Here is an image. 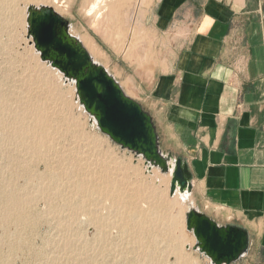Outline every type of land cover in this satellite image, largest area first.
<instances>
[{
  "label": "rangeland",
  "instance_id": "1",
  "mask_svg": "<svg viewBox=\"0 0 264 264\" xmlns=\"http://www.w3.org/2000/svg\"><path fill=\"white\" fill-rule=\"evenodd\" d=\"M33 1L38 3L44 0H0V17L3 15L4 19H0V93L3 91L13 102L21 99L19 97L27 96L31 100L40 101L59 128L60 138L57 136L53 142L56 145H53L52 150H42L44 154L47 153L46 157H36L30 156L24 149L23 146L27 143H21L20 140H14L18 142L13 143L12 137L7 138L5 130L0 128V264H80L78 258L84 256L86 259L85 255L89 258L86 264H210L208 259H203L193 252L195 238L186 229L189 201L181 204L178 210H170L171 212L166 207L168 203L175 204V196L173 199L170 195L171 178L162 174L159 169L148 170L143 158L122 150L101 134L96 126L91 125L90 117L80 106L69 83L62 82L58 75L35 55V50L30 47L31 42H27V36H22L24 28L20 21V17L23 18L20 12L25 4ZM87 1L89 0H60L64 3V7L60 8L61 15L70 22L74 32L95 43L101 54L102 66L131 94L130 97L153 115L158 123L162 122L164 107L157 103L158 99L153 91L159 80L165 79L171 72L182 48L185 29L180 28L175 32L169 30L167 24L158 21V15L164 14L160 5L162 0H149L145 8L146 14L144 12L143 15L144 27L135 39L131 37V31L125 25L120 26L121 29H117L114 34L112 32L111 36L107 26L103 24V32L95 29L94 19L88 17L86 11L89 6ZM16 11L20 15L17 17L18 22L14 21L11 25V18H14L13 13ZM45 77L47 82L43 80ZM30 79H38V83L34 84L35 81ZM62 101L67 104L65 109ZM90 140L99 144L96 142L94 145ZM164 148L165 144L163 151L166 152ZM57 153L61 154L62 161L60 157L56 158ZM96 160L98 164H101V161L103 165L110 163L107 170L114 177L120 178V182L123 181L122 191L127 183L128 186L133 184L134 188L135 185L143 184L146 188L156 189V192L150 193L142 189L135 192V188L131 191L132 195L135 194L134 197L129 195L130 198H127L128 206L121 199L122 205H119V208L114 207L112 197L98 193L82 199V206L87 208L84 211L76 212L64 207L70 197L67 184L73 176L72 166L77 161H81L83 165L89 164L91 167L87 173L95 174L93 176L99 179L105 171L100 170ZM92 161L95 163L92 164ZM55 174L65 175L60 177L61 180L58 177L56 179ZM37 182L39 187H36ZM59 189H64L63 194L58 192ZM12 196L26 199L25 208L5 212L7 205L13 201H10ZM133 216L136 221H133ZM103 222L106 223V228Z\"/></svg>",
  "mask_w": 264,
  "mask_h": 264
},
{
  "label": "crops",
  "instance_id": "2",
  "mask_svg": "<svg viewBox=\"0 0 264 264\" xmlns=\"http://www.w3.org/2000/svg\"><path fill=\"white\" fill-rule=\"evenodd\" d=\"M160 5L158 21L185 29L153 91L164 107L162 122L152 115L162 150L189 165V206L249 232V252L235 264H264V0Z\"/></svg>",
  "mask_w": 264,
  "mask_h": 264
},
{
  "label": "water",
  "instance_id": "3",
  "mask_svg": "<svg viewBox=\"0 0 264 264\" xmlns=\"http://www.w3.org/2000/svg\"><path fill=\"white\" fill-rule=\"evenodd\" d=\"M27 38L40 60L75 84L76 99L90 117L91 125L122 150L143 158L148 170L171 174L170 195L191 194L193 175L181 157L162 150L153 116L127 96L116 78L96 63L68 20L52 8L30 6ZM186 229L193 234V251L210 264H235L249 252V232L237 225H220L192 205L186 213Z\"/></svg>",
  "mask_w": 264,
  "mask_h": 264
},
{
  "label": "bare ground",
  "instance_id": "4",
  "mask_svg": "<svg viewBox=\"0 0 264 264\" xmlns=\"http://www.w3.org/2000/svg\"><path fill=\"white\" fill-rule=\"evenodd\" d=\"M37 1V0H36ZM40 1V0H39ZM148 1L149 0H89L87 1L88 5L87 6V13H88V17H93L94 19V27L97 31L103 32L104 29H102V24L107 26V31H109L110 35L113 36L114 32L117 29H121L120 26L125 25V27H127L131 32V37L133 39H135V37L140 34V32L142 31V27L143 26V15L145 12V8H147L148 5ZM20 2V1H19ZM152 3V1H151ZM150 3V4H151ZM10 4V3H9ZM30 4V5H29ZM64 3H61L60 0H44V1H40L38 3H34V1L32 3H27L25 4V6H23L22 11L20 12V14H22V17H20V21H22V26H23V37L25 38L26 33H27V12H28V8L30 6H35V7H41V6H46V7H50L52 8L55 12H57L58 14H62L60 12V8L64 7L63 6ZM19 6V5H18ZM20 9V8H19ZM17 11L15 12V14L13 13L14 18H11V25L14 24V21L18 22L17 17L20 16L19 13L17 15ZM146 14V12H145ZM3 16V15H2ZM1 16V17H2ZM6 16V15H5ZM12 16V15H11ZM62 16V15H61ZM0 19L2 20L3 17ZM8 19V18H6ZM16 19V20H15ZM4 20V19H3ZM8 21V20H7ZM5 20V22H7ZM2 23V22H1ZM4 24V23H3ZM7 27V26H6ZM122 27V28H123ZM5 28V27H4ZM11 28V27H10ZM2 29V28H0ZM71 34L73 36H75L76 38L79 39V41L82 43V45L84 46V48L87 50V52L90 54V56L93 58V60L100 64L103 65L101 60V54L98 51L96 45L94 42H92L91 40H89L86 36L80 35L79 33H76L73 31V28L71 27ZM113 32V34H112ZM119 32V31H118ZM121 32V31H120ZM124 33V31H123ZM116 34V33H115ZM121 34V33H119ZM118 34V35H119ZM123 35V34H122ZM127 36V34H125ZM124 35V36H125ZM120 36V35H119ZM22 37V38H23ZM27 38V37H26ZM129 38V37H128ZM140 38V37H139ZM131 39V38H129ZM31 42V40H27V42ZM140 41V40H139ZM135 42V41H134ZM142 42V41H141ZM138 43V42H137ZM143 43V42H142ZM136 45V44H135ZM144 45V44H143ZM32 48V50L34 48L33 45L30 46ZM131 47V46H130ZM129 47V48H130ZM128 48V46H127ZM35 55H37V57L39 56V54L36 52L35 50ZM40 58V56L38 57ZM101 62V63H100ZM45 64V63H44ZM47 65V64H46ZM49 67V66H48ZM52 71H54V73L56 75H58L59 79H61L62 82H65V80L63 79V76L57 71L52 69L51 67H49ZM34 70V69H33ZM40 78V77H39ZM38 78V79H39ZM38 79L35 80H31V81H35L34 84L38 83ZM43 80H45V82H47V78H43ZM44 82V83H45ZM70 88L72 87V89L74 90V95L76 94V87L74 83L68 82ZM121 85V83H120ZM121 87L123 88L124 92L127 94V96L130 97V93L127 92L124 87L121 85ZM72 90V92H73ZM2 91V90H1ZM3 92V91H2ZM0 93V128L5 130L4 132L7 133V138H9L10 136L12 137V141L13 143L18 142L14 140H20L21 143L22 141L27 143L24 144V149L26 150V152L30 155V156H34L36 155V157H43L47 154L42 151V150H52L54 147L53 142H55V139H57L59 137V128L57 127L56 123L54 120H52V118L46 113V109L45 107L40 103V101H34L28 98V96L26 98L23 97H19L21 99H19L17 102H13L9 97H7L4 92ZM51 95V94H50ZM55 95V94H54ZM58 96V95H57ZM13 99V97H11ZM60 99V98H59ZM51 101V100H50ZM64 101V100H63ZM62 101V106L63 108L67 106V104H65ZM46 103V102H45ZM20 104H24V105H20ZM47 104V103H46ZM51 104V103H49ZM45 105V104H44ZM58 105V103H57ZM56 105V107H57ZM60 105V104H59ZM61 106V105H60ZM49 107V106H48ZM52 107V106H51ZM62 108V107H61ZM53 109H55V107H53ZM65 109V108H64ZM50 110V108H49ZM52 110V109H51ZM60 110V109H59ZM54 112V111H53ZM62 113V112H61ZM86 114V113H85ZM54 115V114H53ZM56 115V113H55ZM72 117V116H71ZM74 124V123H73ZM73 126V125H72ZM76 126V124H75ZM96 128V127H95ZM61 129V128H60ZM78 129V128H77ZM67 130V129H66ZM57 131V132H56ZM69 131V129H68ZM78 131V130H77ZM64 132V131H63ZM73 132V131H72ZM71 133V132H70ZM79 134V132H78ZM64 135V134H63ZM66 137V136H65ZM86 138L84 137V140ZM89 139V138H87ZM10 140V139H9ZM4 141V140H3ZM60 141V140H59ZM97 141H93L90 140V143L92 144H96ZM98 143V142H97ZM22 144V145H23ZM99 144V143H98ZM18 146V145H17ZM21 146V145H20ZM16 147V146H15ZM22 147V148H23ZM58 147V146H57ZM74 148V147H73ZM13 149V148H11ZM66 149V148H65ZM56 150V149H55ZM21 151V150H20ZM62 151V150H61ZM93 151V150H92ZM3 152V151H2ZM57 152V151H55ZM59 152V150H58ZM53 153V152H52ZM63 153V152H62ZM55 154V153H54ZM53 154V155H54ZM60 154V153H59ZM52 155V154H51ZM61 155V154H60ZM58 155L57 153V157H60V161L63 160L62 156ZM70 155V152H69ZM2 156V155H1ZM9 156V155H8ZM50 156V154H49ZM73 156V155H71ZM14 157V156H13ZM6 158V157H5ZM19 159V158H18ZM81 159V158H80ZM85 159V158H84ZM87 159V157H86ZM85 159V160H86ZM49 160H53V159H49ZM48 160V161H49ZM59 160V159H58ZM67 160V158H66ZM69 160V159H68ZM107 160V159H106ZM46 161V160H45ZM70 161V160H69ZM73 162V159L71 160ZM103 161V159H102ZM98 164V160H96V164L99 165L100 170L103 169L105 172L101 175V177L99 179H96L95 174L93 175H89L87 173L88 170H90V165L89 164H85L83 165L81 163V161H77L75 165L72 166L73 168V176L69 178V183L67 184V188H68V192L70 193V197L67 201V204L64 206L66 208L69 209H73V211H79L82 210L84 211L86 207H83L85 205L82 206L83 201L82 199H85L86 197L92 196L94 194H101V195H105V196H109L112 197L110 199L113 200V202L115 203L116 208H119L120 204V200L122 199L124 204L126 203L127 205V198H130V196L134 197L135 194L132 195L131 191H134L135 188H137L135 190V192H139V191H150V193H155L156 189H151V188H146L143 184L139 186L134 185L133 184H125V190L122 191V189H124L121 186L120 182V178H118L117 176L114 177L111 173H109V171L107 170V167L109 164H104L102 163ZM108 161V160H107ZM142 161V160H141ZM4 162V161H3ZM17 162V161H16ZM47 162V161H46ZM64 162V161H63ZM94 161H92L91 163L93 164ZM100 162V161H99ZM51 163V162H49ZM95 163V162H94ZM13 164V163H12ZM52 164V163H51ZM62 164V163H61ZM60 164V165H61ZM64 164V163H63ZM62 164V165H63ZM65 165V164H64ZM70 165V163H69ZM144 165V164H143ZM19 166V165H17ZM71 166V165H70ZM61 168V166H60ZM94 168V166H93ZM17 169V168H16ZM25 169V168H24ZM121 169V168H120ZM13 170V168H12ZM19 170V169H18ZM59 170V169H58ZM63 170V169H62ZM155 169H152V171ZM86 171V172H84ZM92 171V170H91ZM95 171V169H94ZM98 171V170H97ZM111 171V170H110ZM2 172V171H1ZM51 172V171H50ZM53 172V171H52ZM74 175V173H76ZM113 172V170H112ZM27 173V172H26ZM31 173V171H30ZM58 173H63V172H59ZM65 173V171H64ZM72 173V172H71ZM96 173V172H95ZM100 173V172H99ZM109 173V174H107ZM114 173V172H113ZM118 174V173H117ZM56 175V179L57 177H64L63 174H55ZM77 175V176H76ZM97 175V173H96ZM22 176V175H21ZM35 176V175H34ZM69 176V175H68ZM119 176V175H118ZM120 177V176H119ZM168 177L171 178V174H168ZM42 178V177H40ZM66 178V177H65ZM35 179V178H34ZM61 179V178H60ZM36 180V179H35ZM39 180V179H38ZM62 180V179H61ZM65 180V179H63ZM171 180V179H170ZM66 181V180H65ZM138 181V180H137ZM26 182V181H25ZM33 182V181H32ZM36 182V181H35ZM58 182V180H57ZM127 182V181H126ZM48 183V182H47ZM51 183V182H50ZM143 183V182H142ZM37 184H39L38 182L36 183V187ZM42 184V183H41ZM124 184V183H123ZM138 184V182H137ZM40 185V184H39ZM49 186V185H48ZM59 186V185H58ZM61 186V185H60ZM65 186V185H64ZM35 187V185H34ZM33 187V188H34ZM43 187V186H42ZM41 187V188H42ZM51 187V186H49ZM55 187V186H54ZM66 187V186H65ZM122 187V188H121ZM39 188V189H41ZM48 188V187H47ZM63 188V187H62ZM28 189V188H27ZM35 189V188H34ZM37 189V188H36ZM45 189V187L43 188ZM55 189V188H54ZM142 189V190H141ZM25 190V189H24ZM47 190V189H46ZM56 190V189H55ZM64 189H62L63 191ZM40 191V190H39ZM61 191L60 189L58 190V192ZM62 191L60 193H62ZM32 192V191H31ZM12 193V192H11ZM57 193V192H56ZM142 193V192H141ZM145 193V192H144ZM143 193V196H145V194ZM169 193V192H168ZM26 194V193H25ZM45 194V193H44ZM47 194V193H46ZM63 194V193H62ZM157 194V193H156ZM3 195V194H2ZM59 195V194H58ZM139 195V193L137 194ZM147 195V194H146ZM149 195V194H148ZM1 196V195H0ZM95 196V195H94ZM13 198H10V205H7L6 211L5 212H9L12 210H18L20 208H25L26 205V199H20L17 198L16 196H12ZM20 197V196H19ZM60 197V196H59ZM93 197V196H92ZM131 197V198H132ZM138 197V196H137ZM141 197V196H140ZM34 198V197H32ZM44 198V197H43ZM58 198V197H56ZM106 198V197H105ZM104 198V199H105ZM173 198V197H172ZM175 198V199H174ZM174 203L175 204H171L168 203L166 205V207L168 208V210L173 211V209H177L179 208V206L184 205L188 202V200L190 199V194H186V195H181L179 193H177L174 197ZM41 199V198H40ZM39 199V201H40ZM81 199V200H80ZM9 201V200H8ZM107 201V200H106ZM110 201V200H109ZM130 201V200H129ZM133 201V200H132ZM86 202V200H85ZM190 202V201H189ZM6 203V202H5ZM46 203V202H45ZM56 203V202H55ZM60 203V202H59ZM87 203V202H86ZM134 203V202H133ZM137 203V202H136ZM99 204V203H98ZM63 204H61L62 206ZM95 205V204H93ZM133 205V204H132ZM160 205V204H159ZM47 206V205H45ZM34 207V206H33ZM60 207V204H59ZM63 207V206H62ZM91 207V206H90ZM46 208V207H45ZM109 208V207H108ZM134 208V207H133ZM63 209V208H61ZM87 209V208H86ZM122 209V207H121ZM136 209V208H135ZM134 209V210H135ZM151 209V208H150ZM158 209V208H157ZM67 210V209H66ZM119 210V209H118ZM152 210V209H151ZM59 211V210H58ZM57 211V212H58ZM120 211V210H119ZM148 211V210H147ZM170 211V212H171ZM60 212V211H59ZM64 212V211H63ZM71 212V210H70ZM86 212V211H85ZM118 212V211H117ZM122 211H120L121 213ZM134 212V211H133ZM28 213V212H27ZM99 213V212H98ZM138 213V212H137ZM1 214V213H0ZM7 214V213H6ZM25 214V212H24ZM62 214V213H59ZM68 214V213H67ZM80 214V213H79ZM90 214V213H89ZM128 214V213H127ZM92 215V214H91ZM90 215V216H91ZM134 215V214H133ZM136 215V214H135ZM85 216V215H84ZM139 216V215H138ZM63 217V215H62ZM150 217V216H149ZM160 217V216H159ZM70 218V217H69ZM86 218V217H85ZM92 218V216H91ZM101 218V217H100ZM110 218V217H109ZM124 218V217H123ZM137 218V217H136ZM158 218V217H157ZM94 218H92V221ZM143 219V218H142ZM64 220V219H63ZM70 220V219H69ZM112 220V219H111ZM110 220V221H111ZM134 216H133V221H134ZM138 220V219H137ZM61 221V220H60ZM83 221V220H82ZM96 221V219H95ZM109 221V222H110ZM136 221V220H135ZM140 221V220H139ZM17 222V221H16ZM62 222V221H61ZM118 222V221H117ZM138 222V221H137ZM144 222V221H143ZM37 223V222H36ZM67 223V222H66ZM96 223V222H94ZM97 223H98V219H97ZM96 223V224H97ZM105 223V222H103ZM73 224V223H72ZM109 224V223H107ZM142 224V223H141ZM65 225V224H64ZM102 225V224H100ZM106 225L103 224V226ZM66 226V225H65ZM64 226V227H65ZM68 226V225H67ZM83 226V225H82ZM94 226V225H93ZM102 226V227H103ZM110 226V225H109ZM55 227V226H54ZM53 227V228H54ZM100 227V226H98ZM101 227V228H102ZM105 227V226H104ZM132 227V226H131ZM134 227V226H133ZM100 228V230H102ZM106 228V227H105ZM57 229V228H56ZM63 229V227H62ZM66 229V228H65ZM64 229V230H65ZM73 229V228H72ZM85 229V228H84ZM63 230V231H64ZM67 230V229H66ZM65 230V231H66ZM81 230V229H80ZM57 231V230H56ZM70 231V230H67ZM66 231V232H67ZM98 231V230H97ZM108 231V230H107ZM55 232V231H54ZM118 232V231H117ZM69 233V232H68ZM96 233V232H95ZM100 233V232H99ZM106 233V232H105ZM98 234V233H97ZM103 234V233H102ZM65 235V234H64ZM82 235V234H81ZM104 236H106V234H103ZM98 236V235H97ZM96 236V237H97ZM7 237V236H6ZM101 238V237H100ZM103 238V237H102ZM111 240V239H110ZM33 241V240H31ZM98 241V240H97ZM20 242V241H19ZM108 242V241H107ZM14 243V242H13ZM45 243V242H44ZM73 243V242H72ZM102 243V242H101ZM111 243V242H110ZM109 243V244H110ZM69 246L73 245V244H68ZM75 245V244H74ZM85 246V245H84ZM114 247V246H113ZM153 247V246H152ZM2 248V247H1ZM45 248V247H44ZM98 248V247H97ZM94 250V249H93ZM139 253V252H138ZM46 254V253H45ZM77 254V253H76ZM44 256V255H43ZM35 257V256H34ZM84 256H80L78 258V262L80 264H86V261L89 260L88 256L85 255L86 259L83 258ZM41 258V257H40ZM74 258V257H73ZM91 258V257H90ZM68 259V258H67ZM50 260V259H49ZM143 260V259H142ZM144 261V260H143ZM189 263V262H188ZM69 264V263H68Z\"/></svg>",
  "mask_w": 264,
  "mask_h": 264
}]
</instances>
